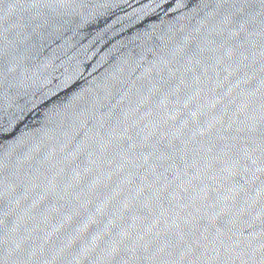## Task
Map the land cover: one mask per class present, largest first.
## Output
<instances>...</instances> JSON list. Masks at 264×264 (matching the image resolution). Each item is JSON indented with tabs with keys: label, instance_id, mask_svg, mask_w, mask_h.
<instances>
[{
	"label": "water",
	"instance_id": "95a60500",
	"mask_svg": "<svg viewBox=\"0 0 264 264\" xmlns=\"http://www.w3.org/2000/svg\"><path fill=\"white\" fill-rule=\"evenodd\" d=\"M0 264H264V0H0Z\"/></svg>",
	"mask_w": 264,
	"mask_h": 264
}]
</instances>
